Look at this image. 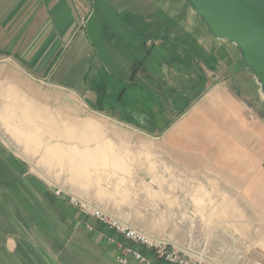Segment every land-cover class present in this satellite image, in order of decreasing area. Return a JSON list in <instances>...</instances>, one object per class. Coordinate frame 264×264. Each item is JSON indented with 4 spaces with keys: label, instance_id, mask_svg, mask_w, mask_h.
Masks as SVG:
<instances>
[{
    "label": "crops",
    "instance_id": "crops-1",
    "mask_svg": "<svg viewBox=\"0 0 264 264\" xmlns=\"http://www.w3.org/2000/svg\"><path fill=\"white\" fill-rule=\"evenodd\" d=\"M147 1L155 5L136 8L146 35L126 39L132 46L121 68L106 67L102 114L84 111L75 95L49 89L12 59L13 52L26 60L38 51L41 60L65 48L97 0H0V132L39 171L46 202L68 222L59 230L70 235L59 239L55 262L34 251L26 236L35 224L31 209L34 201L48 213L47 206L25 194L26 208H17V196L1 194L0 264H31L35 254L38 264H117L112 234L59 201L70 194L125 219L134 216L126 195L159 201L163 192L183 203L177 216L191 219L183 236L164 235L168 240L204 247L203 264H264V114L239 83L235 47L212 36L181 0ZM148 6L157 12L152 18L142 12Z\"/></svg>",
    "mask_w": 264,
    "mask_h": 264
},
{
    "label": "rangeland",
    "instance_id": "rangeland-1",
    "mask_svg": "<svg viewBox=\"0 0 264 264\" xmlns=\"http://www.w3.org/2000/svg\"><path fill=\"white\" fill-rule=\"evenodd\" d=\"M104 1L106 2L105 5H100L99 0H97V5H88L85 15L86 19L81 24L80 34L75 35L65 48L54 50L48 58L37 59L39 58L38 51H34L32 57L26 60H24L25 57L21 56L23 53H12V59L22 65L24 72L30 73L36 79L44 80L47 85L51 86L49 89L56 91L58 94L71 95L72 97L75 95L73 97L75 98L74 100L81 109L88 113H104L106 107L104 105L109 101L110 95L108 92L110 90V82L107 78L106 67L113 62L118 66L117 68H121L119 64L129 60L127 51L130 45L132 46L130 43L132 41L126 39H134L137 33L146 35L141 27L142 17L136 15L137 6L155 5L147 0ZM151 8V6H148L142 11L147 14V18L157 14ZM121 21L127 25H123ZM123 47H125L124 51L122 50ZM126 52L127 55H125ZM235 52L238 54L237 48H235ZM37 60L39 63L34 66ZM239 64L240 67L238 69L241 73L239 83L246 92L248 102L251 103L255 110L264 114V100L260 97L259 87L256 85L252 73L245 71L243 65ZM53 113L57 114L55 111ZM8 138L6 134L0 132V195H6L2 199L17 196L16 207L21 209L26 208L23 205L27 206L20 200L23 199L22 195L30 194L44 201L49 210L48 213L46 207L39 201L32 202L33 207L31 210L35 224L31 226L32 229L28 230L26 236H28V245H31L34 251H40L54 261L57 259L59 252L58 247H56L61 242L59 239L62 240L64 238L67 241L70 236L66 232L60 231L59 227L67 226L68 222H63L64 226L62 218H58L53 210L54 207L52 205L54 204L52 201H49V204L46 202L44 197L47 198L48 188L40 180L39 171H32L28 168L23 159L17 156ZM34 164L36 165V163ZM10 183L13 187L9 185ZM49 192L50 197L48 198H52L53 195L50 189ZM167 195L168 192H163L161 194L162 199L159 201L155 197L143 194L138 195V199H140L138 201L135 195H126V198L132 200L129 205L134 208V210H130L134 216L124 220L129 221L134 227L138 226L142 227V229L143 226L147 227L148 231H150L149 233H151L150 235L157 238L168 240L169 238L164 237V235H171L179 239L183 236V232L186 230L185 226L190 224L191 219L177 216L179 213H183V203L179 207L180 203L170 202L167 199ZM62 202L59 201L62 210L76 213L68 205V202ZM2 207H5V205ZM138 212L156 213V217H138L136 215ZM173 214L177 217H173ZM82 217L86 218L83 215ZM160 230H168V232H155ZM170 242L175 243L173 241ZM184 242L182 240L180 243L175 244L187 246L184 245ZM32 249L26 248V251H29L32 255ZM192 250L198 253L202 251V249H197L198 251H196L193 248ZM33 257L31 264H38L39 260L36 254ZM17 258L20 259L19 257Z\"/></svg>",
    "mask_w": 264,
    "mask_h": 264
},
{
    "label": "water",
    "instance_id": "water-1",
    "mask_svg": "<svg viewBox=\"0 0 264 264\" xmlns=\"http://www.w3.org/2000/svg\"><path fill=\"white\" fill-rule=\"evenodd\" d=\"M217 40L238 50L264 100V0H181Z\"/></svg>",
    "mask_w": 264,
    "mask_h": 264
},
{
    "label": "built area",
    "instance_id": "built-area-1",
    "mask_svg": "<svg viewBox=\"0 0 264 264\" xmlns=\"http://www.w3.org/2000/svg\"><path fill=\"white\" fill-rule=\"evenodd\" d=\"M54 194L60 197L64 193L62 190H56ZM67 196L68 205L72 209L86 218L97 221L112 234L108 241L118 250L115 256L117 264H203L205 262L204 247L198 253L189 245H176L157 238L92 203L70 194ZM116 238L121 240L118 241Z\"/></svg>",
    "mask_w": 264,
    "mask_h": 264
},
{
    "label": "bare ground",
    "instance_id": "bare-ground-1",
    "mask_svg": "<svg viewBox=\"0 0 264 264\" xmlns=\"http://www.w3.org/2000/svg\"><path fill=\"white\" fill-rule=\"evenodd\" d=\"M14 78V77H13ZM49 100H50V98H49ZM19 106V105H18ZM17 105H15V107L17 108L18 107ZM14 107V108H15ZM19 108V112H21V113H23L24 111H25V107H23V109H21L20 107H18Z\"/></svg>",
    "mask_w": 264,
    "mask_h": 264
}]
</instances>
